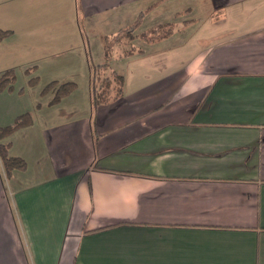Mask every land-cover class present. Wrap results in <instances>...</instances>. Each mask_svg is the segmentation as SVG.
I'll return each mask as SVG.
<instances>
[{"label":"crops","instance_id":"crops-1","mask_svg":"<svg viewBox=\"0 0 264 264\" xmlns=\"http://www.w3.org/2000/svg\"><path fill=\"white\" fill-rule=\"evenodd\" d=\"M160 1L0 0L1 78L42 53L29 104L1 93V126L32 122L5 139L26 168L0 159V264H264V0H205L168 35L114 48L123 95L94 103L106 55L89 32L104 18L111 37L137 33ZM43 79L75 85L53 101Z\"/></svg>","mask_w":264,"mask_h":264},{"label":"trees","instance_id":"trees-1","mask_svg":"<svg viewBox=\"0 0 264 264\" xmlns=\"http://www.w3.org/2000/svg\"><path fill=\"white\" fill-rule=\"evenodd\" d=\"M135 26L136 24L123 29L122 33L119 35H123L124 37L119 35L115 36V38L114 37L111 38L109 36L105 37L104 49H105L106 61L102 64L96 65L94 67L95 69L93 74L94 103L96 105L107 103L112 100H117L123 95V89L125 83L124 76L123 74H121L116 70H111L109 64V61L114 54V46L122 42L132 44L136 38H142L144 40L154 41L157 38H162L168 35L174 27L172 23H164L152 27V29H150L147 32L135 33ZM7 33L8 30L0 31V38H2ZM131 52L132 49L130 48L124 51L126 55H128ZM99 69H103V70L110 69L111 74L103 77L98 76L95 74V71ZM11 71L12 70L5 72L3 74V77L1 78L0 81V87H2L4 84L6 85L9 83L11 85L10 88L12 87L11 83L12 80L15 79V75L14 73L11 74L12 73ZM34 81L35 78L30 79L31 83H33ZM74 85L75 84L73 82H66L61 84H57L56 82H50L43 88L42 91L43 92L50 90L56 91L53 101H57L58 99H60V97L69 93L73 89ZM31 122H32V115L30 113H25L19 115L12 124L4 125V126L0 125V159L4 167V170L6 172V175L8 176L11 175L14 170L17 169L24 170L27 164L23 158L9 154L10 142L5 141V139L19 127L30 124Z\"/></svg>","mask_w":264,"mask_h":264},{"label":"rangeland","instance_id":"rangeland-1","mask_svg":"<svg viewBox=\"0 0 264 264\" xmlns=\"http://www.w3.org/2000/svg\"><path fill=\"white\" fill-rule=\"evenodd\" d=\"M205 4H206L205 0H179V3L174 1V0H165V2L163 1V3H162V1H160L158 6H157V9L150 10V11L145 13V16L143 17V19H141L140 24L137 27V31L138 32L144 31V30L154 26L155 23H157V21H159V20L172 23L174 27L181 26V23H184V21L186 19H189L192 17L198 18L199 15H204L205 10H206V7H204ZM146 5H149V4H133V13L135 12V9H137L139 7H140L139 9L145 8ZM187 6H190L192 8L190 10V12L186 11ZM177 11H180L178 14V17L175 16V12L177 13ZM103 19L99 23V28H97L95 30L94 29L91 30L89 32V35H88L89 40H90V44H91V53H92L93 59L95 61L97 60L96 50L98 47V42H100V45L103 46L105 36L109 35L111 37L113 35L112 34L113 32H109V31H110V29H115V27H112V25L106 24L105 20H103ZM201 22H199V20H196V24L187 25L186 28H189V30H191L195 26L196 27L199 26L201 24ZM113 31H115V30H113ZM119 36H123V35H119ZM181 37H184V35L179 34L175 38H181ZM111 38H113V37H111ZM114 38H115V36H114ZM125 39H123V40H125ZM134 44L137 47H143V48L148 47V48H150L149 43H146L145 41H143L141 39L136 40L134 42ZM114 48H115V53L117 55L118 53H121L123 50H126L127 48H129V45L126 46V45H124V42H122V44H116V46ZM0 54H1V52H0ZM25 54H26L25 55L26 57L24 58V61H22L19 64V66H17L13 70L14 75H15V79L12 80V83H11L12 89L11 90H13L14 92L12 93L9 90V88L11 86L10 83L6 84V85L4 84L2 87H0V113H2V104L4 105L7 103L6 100L3 99V96L1 94L2 91H4L6 94L11 93V95H13L12 98H15L18 100L21 99L20 102H22L24 105L29 104L28 102H31V100L33 99L32 96H33V94H35L34 93V90H35L34 86H36L38 84V82H33V83L30 82V78L32 76H35V74H36L34 67H30L31 66L30 61H32L35 56L41 55L42 53H41V51L39 52L38 50H37V52H33L31 49L28 48V49H26ZM96 63H98V61H96ZM0 64H1V61H0ZM0 69H1V65H0ZM29 70H32V71L29 73ZM13 71L11 74H13ZM93 74H94V72H93ZM95 74L103 77V76L111 74V72L109 69H106V70L99 69V70L95 71ZM0 81H1V76H0ZM47 82H48V80L46 81L45 79H43V82H40V85L42 84L44 86V85H46ZM49 94H50V96H52L51 93H49ZM53 95H54V93H53Z\"/></svg>","mask_w":264,"mask_h":264}]
</instances>
